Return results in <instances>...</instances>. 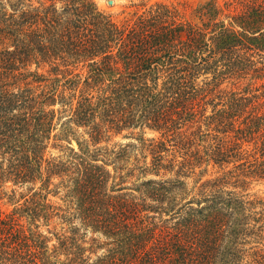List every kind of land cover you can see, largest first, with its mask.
Returning <instances> with one entry per match:
<instances>
[{
	"label": "trees",
	"instance_id": "obj_1",
	"mask_svg": "<svg viewBox=\"0 0 264 264\" xmlns=\"http://www.w3.org/2000/svg\"><path fill=\"white\" fill-rule=\"evenodd\" d=\"M196 10L0 0V264H264V0Z\"/></svg>",
	"mask_w": 264,
	"mask_h": 264
},
{
	"label": "rangeland",
	"instance_id": "obj_2",
	"mask_svg": "<svg viewBox=\"0 0 264 264\" xmlns=\"http://www.w3.org/2000/svg\"><path fill=\"white\" fill-rule=\"evenodd\" d=\"M210 1V0H94L96 5L106 11L108 14L112 16L115 21H124L127 18H130L133 13L141 12L146 9L150 4L155 2H165L176 4L180 2L183 4L185 18L191 20L193 22L200 21L198 10L194 11L200 4ZM222 3V0H218ZM58 135H61L60 129L55 131ZM82 134V129H78L75 131L74 137H80ZM159 135L158 132L151 131L147 128L144 129V133H140L138 129L131 134L128 131H122L120 134L113 135L111 137L110 146L113 144H129V145H137L139 137L144 138H152L157 137ZM81 138V137H80ZM61 142H56V144L49 145L50 147L47 149V155L51 156H60L61 158H66L68 154H71V148L73 150H77V144L74 138H72L71 142L68 143L65 139H62ZM130 152L133 153L134 149L129 148ZM131 157V156H130ZM130 159V158H128ZM231 166V165H230ZM107 168L113 172V164H108ZM191 180H189L190 182ZM190 184V183H189ZM126 186L129 185V182L125 183ZM12 188V184L10 182L5 183L0 187V206L3 210H9L14 205L12 198L10 197L9 190ZM246 193L249 194L250 198H261L264 199V179L253 178L250 182L245 186ZM19 192L24 193V187L18 188L17 193L15 195V199L18 197ZM4 193V194H3ZM245 193V192H243ZM49 198L52 201L61 202L59 196L49 195ZM52 243V241H51ZM103 251L102 248L96 250L97 254H101Z\"/></svg>",
	"mask_w": 264,
	"mask_h": 264
}]
</instances>
